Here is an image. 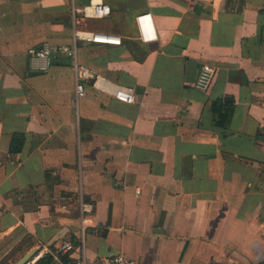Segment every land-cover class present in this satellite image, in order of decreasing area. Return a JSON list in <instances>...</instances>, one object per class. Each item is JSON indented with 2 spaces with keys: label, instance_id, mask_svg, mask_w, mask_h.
<instances>
[{
  "label": "crops",
  "instance_id": "obj_1",
  "mask_svg": "<svg viewBox=\"0 0 264 264\" xmlns=\"http://www.w3.org/2000/svg\"><path fill=\"white\" fill-rule=\"evenodd\" d=\"M72 1L0 0V264L66 239L89 262L264 264V0H104L102 25L74 20ZM83 25L120 43L76 40L102 76L78 97L73 58L36 71L29 52Z\"/></svg>",
  "mask_w": 264,
  "mask_h": 264
},
{
  "label": "built area",
  "instance_id": "obj_2",
  "mask_svg": "<svg viewBox=\"0 0 264 264\" xmlns=\"http://www.w3.org/2000/svg\"><path fill=\"white\" fill-rule=\"evenodd\" d=\"M72 14L74 20L80 22L81 20L88 19H102L111 13V6L104 2V0H86L83 3H77L72 1ZM137 22L141 37L144 41H151L155 39V24L151 13H141L137 15ZM110 37H114L117 43H120V39L114 35L99 32L87 25L76 26L73 31L72 43H60L54 44L48 41H44L37 47H34L29 52V67L36 71H47L50 67L51 60L58 55H65L75 60V76H76V92L78 97L86 95L88 84H97L101 79V75L98 71L90 66L76 61V40H87L100 43H110L107 40ZM216 72L215 66L210 63H202L199 71L195 87L201 91H207L213 81ZM114 95L125 101H134L135 92L132 88H118ZM87 204L83 202V207ZM76 250V245L70 239L64 240L57 247L51 245H43L36 250L33 257L26 263L31 264L35 259L42 258L45 255L52 256L55 260H60L62 256L68 255L70 260L68 264H144L137 259L131 258L124 253H117L107 258L106 261L100 260V262H89L85 255H81L77 258H72L71 254Z\"/></svg>",
  "mask_w": 264,
  "mask_h": 264
},
{
  "label": "trees",
  "instance_id": "obj_3",
  "mask_svg": "<svg viewBox=\"0 0 264 264\" xmlns=\"http://www.w3.org/2000/svg\"><path fill=\"white\" fill-rule=\"evenodd\" d=\"M213 109L217 111L220 115L221 120L219 121L220 124L224 125L225 120L227 122L229 116V113L231 112V107H229L226 104H223L222 102L215 101L213 105ZM260 137H264V134H260ZM25 136L21 133H14L11 141V151L15 152L22 148L24 143ZM52 258L50 255H45L42 258H40L37 261V264H51Z\"/></svg>",
  "mask_w": 264,
  "mask_h": 264
},
{
  "label": "water",
  "instance_id": "obj_4",
  "mask_svg": "<svg viewBox=\"0 0 264 264\" xmlns=\"http://www.w3.org/2000/svg\"><path fill=\"white\" fill-rule=\"evenodd\" d=\"M34 251L22 257L16 264H26L34 255Z\"/></svg>",
  "mask_w": 264,
  "mask_h": 264
},
{
  "label": "bare ground",
  "instance_id": "obj_5",
  "mask_svg": "<svg viewBox=\"0 0 264 264\" xmlns=\"http://www.w3.org/2000/svg\"><path fill=\"white\" fill-rule=\"evenodd\" d=\"M107 42H110V43H117L116 39L114 37H110L109 40H107Z\"/></svg>",
  "mask_w": 264,
  "mask_h": 264
},
{
  "label": "rangeland",
  "instance_id": "obj_6",
  "mask_svg": "<svg viewBox=\"0 0 264 264\" xmlns=\"http://www.w3.org/2000/svg\"><path fill=\"white\" fill-rule=\"evenodd\" d=\"M95 21H96L97 23L101 24V25H102V22H105V21L102 20V19H95Z\"/></svg>",
  "mask_w": 264,
  "mask_h": 264
}]
</instances>
